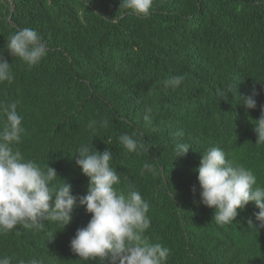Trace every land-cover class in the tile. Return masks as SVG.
Returning a JSON list of instances; mask_svg holds the SVG:
<instances>
[{
	"label": "trees",
	"instance_id": "1",
	"mask_svg": "<svg viewBox=\"0 0 264 264\" xmlns=\"http://www.w3.org/2000/svg\"><path fill=\"white\" fill-rule=\"evenodd\" d=\"M120 3L0 0V52L22 28L36 30L48 46L32 67L4 51L15 79L0 84V104L15 102L25 129L14 147L41 167L49 163L77 196L87 193L89 178L73 158L76 150L82 144L111 149L121 177L117 190L126 194L134 186L149 203L144 235L171 250L167 264H264V227L248 225L259 209L249 202L233 223L217 224L214 209L199 203L194 171L201 152L215 145L264 185V145L256 144L250 122L264 105V0H153L144 17ZM173 75L184 77L179 88L165 86ZM235 84L236 96H219ZM254 85L257 108L246 110L239 94L250 95ZM125 133L144 143L139 154L119 143ZM177 143L191 148L176 159ZM145 162L155 174L142 170ZM90 219L78 206L63 230L55 223L41 230L17 225L0 234V256L11 264L30 257L98 264L70 248Z\"/></svg>",
	"mask_w": 264,
	"mask_h": 264
},
{
	"label": "clouds",
	"instance_id": "2",
	"mask_svg": "<svg viewBox=\"0 0 264 264\" xmlns=\"http://www.w3.org/2000/svg\"><path fill=\"white\" fill-rule=\"evenodd\" d=\"M152 6L153 0H121L120 3V8L130 9L138 17L148 16ZM5 50L29 67L38 65L48 54L47 43L31 28L18 29L11 34L6 39ZM4 51L0 52V84H11L15 79L13 63L4 57ZM183 80L182 75H173L164 83L176 89ZM233 87L236 88V84L229 85L227 90H218L219 96L227 99L229 92L236 96ZM258 95L254 85L250 95L239 94V103L246 110L255 109ZM260 108V117L250 120L258 146L264 145V105ZM0 114L3 118L0 123V234L17 225L41 230L47 223H55L63 230L73 220V210L85 206L91 219L85 227L76 230L70 241L71 250L80 259L98 264H167L171 250L159 242H150L144 235L151 225L149 203L134 186H129L126 194L117 190L121 177L111 166V149L93 151L88 144H82L76 150L73 158L89 178L87 193L77 196L73 194L72 185L49 163L41 167L14 147L25 132L17 104H0ZM144 120L151 122L148 114ZM97 123L92 120L88 127L95 131ZM101 123L107 127L109 121L105 119ZM118 140L129 152L139 154L145 148L132 134L125 133ZM190 148L187 143H177L176 159L187 154ZM201 153L200 163L194 169L198 173L199 203L214 209L213 220L219 225H229L253 202L259 211L254 213L255 221L249 218L248 225L258 228V221L259 226L264 227V185L258 183L254 172L235 158H229L219 146H210ZM142 170L152 174L156 171L147 162ZM193 191H196L195 186ZM0 264H11V258L0 256ZM19 264L44 262L30 257L21 259Z\"/></svg>",
	"mask_w": 264,
	"mask_h": 264
}]
</instances>
